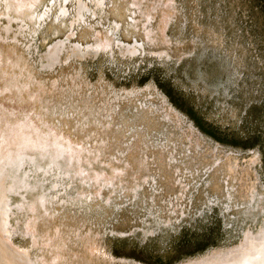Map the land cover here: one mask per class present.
Listing matches in <instances>:
<instances>
[{
	"label": "rangeland",
	"instance_id": "obj_1",
	"mask_svg": "<svg viewBox=\"0 0 264 264\" xmlns=\"http://www.w3.org/2000/svg\"><path fill=\"white\" fill-rule=\"evenodd\" d=\"M0 207L6 264L255 263L264 0H0Z\"/></svg>",
	"mask_w": 264,
	"mask_h": 264
},
{
	"label": "bare ground",
	"instance_id": "obj_2",
	"mask_svg": "<svg viewBox=\"0 0 264 264\" xmlns=\"http://www.w3.org/2000/svg\"><path fill=\"white\" fill-rule=\"evenodd\" d=\"M51 62H52V59H51ZM2 180V179H1ZM2 206V205H1ZM1 208V207H0ZM1 211V210H0ZM3 212V211H2ZM4 214V213H3ZM4 224V223H3ZM6 224V223H5ZM264 231V230H263ZM259 234V233H258ZM7 235V234H6ZM8 236V235H7ZM257 236H259V235H257ZM263 236H264V234H263ZM256 239V238H255ZM262 242H264V241H262ZM256 243V242H255ZM258 244V243H257ZM258 247H261L260 245L258 246ZM264 247V246H263ZM257 249V248H256ZM253 250V249H252ZM259 250H261V249H259ZM15 252V251H14ZM261 252V251H260ZM255 252H253V254H254ZM257 253H259V252H257ZM252 254V255H253ZM262 254V253H261ZM261 254H257L256 256H257V258H255V257H253L251 254V256L250 255H248L247 257H248V260H249V258H251L252 260L253 259H255L254 261H255V263H253V261H252V264H264V253L261 255ZM255 256V255H254ZM25 257V256H24ZM24 259V258H23ZM251 259H250V261H251ZM247 260V261H248ZM20 261H22V260H20ZM243 262V261H242ZM9 263H10V261H9ZM247 263V262H246ZM248 263H249V261H248ZM247 263V264H248ZM234 264H237V263H234ZM250 264V263H249Z\"/></svg>",
	"mask_w": 264,
	"mask_h": 264
},
{
	"label": "water",
	"instance_id": "obj_3",
	"mask_svg": "<svg viewBox=\"0 0 264 264\" xmlns=\"http://www.w3.org/2000/svg\"><path fill=\"white\" fill-rule=\"evenodd\" d=\"M7 254V252H6V250L4 251L3 249H1L0 248V263L1 264H6V261L7 262H12V263H16L17 262V260H12V258L9 256L8 257V254Z\"/></svg>",
	"mask_w": 264,
	"mask_h": 264
}]
</instances>
